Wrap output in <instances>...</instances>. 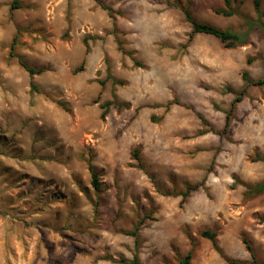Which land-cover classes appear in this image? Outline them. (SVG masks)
I'll use <instances>...</instances> for the list:
<instances>
[{
    "label": "rangeland",
    "instance_id": "rangeland-1",
    "mask_svg": "<svg viewBox=\"0 0 264 264\" xmlns=\"http://www.w3.org/2000/svg\"><path fill=\"white\" fill-rule=\"evenodd\" d=\"M12 3L0 0V264H121L137 228L143 264L192 251L190 264H252L244 241L264 264V86L226 127L243 73L264 78L254 0ZM186 10L224 31L254 26L250 43L192 38Z\"/></svg>",
    "mask_w": 264,
    "mask_h": 264
},
{
    "label": "trees",
    "instance_id": "trees-1",
    "mask_svg": "<svg viewBox=\"0 0 264 264\" xmlns=\"http://www.w3.org/2000/svg\"><path fill=\"white\" fill-rule=\"evenodd\" d=\"M231 3L232 0H226V5L228 7V9L231 8ZM261 1L260 0H254V6L255 9L259 15V19L261 20L262 18H264V11L261 12ZM21 8V3L20 0H13L12 3V9H20ZM220 14H223L227 17L233 16L234 13L232 11H221L219 12ZM186 17L188 22H190L193 26V31L191 34V37L194 38L196 35L198 34H204V35H209V36H213L216 39L220 40L226 48L228 49H236L238 47H242V46H246L250 43V34L251 31L253 29V27L250 28V30L246 33H236L233 30H221L218 29L212 25L209 24H202L197 22L193 17L192 14L189 10L185 11ZM252 25H257V26H262L261 22L258 21L256 24L250 22ZM86 44V48H87V53L90 52V47L88 45L87 40L85 41ZM12 52L14 51V46L12 47ZM11 57H12V53H11ZM21 63L23 65V67L30 73L31 76H35L38 75L40 73V71H37L31 67H29L26 63H24L21 60ZM252 61L248 60V64H251ZM243 79L246 83L245 88L237 95V98L235 99L234 103H233V108L231 110V112L228 114L227 116V122H226V127H229L230 122H231V115L233 114V110L236 104L240 103L243 101V99L246 96L247 93V88L250 85L253 86H264V78L259 79L257 81L252 80V78L250 77V74L248 72H244L243 73ZM31 87L33 91H37V86L34 84V82L31 83ZM62 106L66 109V106L62 104ZM112 104L111 103H106L104 105H102V109H103V113H102V119H105L107 117V115L110 112ZM122 106H119V108H121ZM140 152L136 151V155H135V159L140 163V168L142 170H145L144 166L141 163V158H140ZM260 161L264 162V159H260ZM89 170L91 172L92 175V185L95 188V190H99L100 189V181H99V177L95 172V169L93 167V165L90 163L89 164ZM200 185H196L193 187H188L186 192L183 193H178V194H174V196L176 197H182L183 198V202L184 203L189 197L190 194L194 191H198L200 189ZM258 193H261L264 191V181L262 183L259 184V186L257 187ZM138 231L139 229H136V232L131 233L130 235L132 237L135 238V245H136V253L135 256L132 260H127V259H122V261H120L121 264H143L140 257H139V245H140V238L138 235ZM201 237L208 239L209 241L212 242L214 248L216 251L220 252V248L218 245V240H217V233L206 230L204 232L201 233ZM246 248L248 250V252L251 255L252 258V264H262L258 261L257 256L254 252V249L252 247V245L248 242V241H244ZM193 259V251L190 252L187 257L185 259H183L181 261V264H190L191 260ZM100 261H110V262H115V260L113 258H110L108 256L102 257L99 259ZM232 264H244L243 262H238V261H231Z\"/></svg>",
    "mask_w": 264,
    "mask_h": 264
}]
</instances>
